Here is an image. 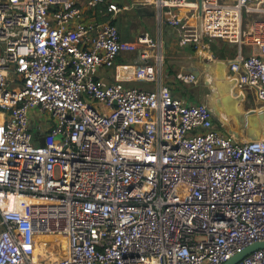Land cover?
<instances>
[{
  "label": "built area",
  "instance_id": "obj_1",
  "mask_svg": "<svg viewBox=\"0 0 264 264\" xmlns=\"http://www.w3.org/2000/svg\"><path fill=\"white\" fill-rule=\"evenodd\" d=\"M154 3L160 24L182 28L189 9L202 37L258 46L239 53L231 79L255 90L264 115V0ZM139 45L158 47L86 22L74 0H0V264H224L264 242V123L238 142L207 104L98 77L118 66L160 81L161 55L117 65ZM42 235L65 239L59 256L41 257ZM237 264H264V249Z\"/></svg>",
  "mask_w": 264,
  "mask_h": 264
},
{
  "label": "crops",
  "instance_id": "obj_2",
  "mask_svg": "<svg viewBox=\"0 0 264 264\" xmlns=\"http://www.w3.org/2000/svg\"><path fill=\"white\" fill-rule=\"evenodd\" d=\"M74 1L83 8L86 22L115 24L122 38L130 42L137 43L146 33L156 42L157 48L139 45L136 52L122 53L117 65L143 66L146 63H155L158 55L163 58V76L160 81L135 80L132 69L122 70L118 66L100 69L98 77L103 81L113 83L119 74L128 88L154 90L163 84L171 89L175 97L188 105L208 104L212 97L216 105L220 104L218 109L224 123L237 130L243 127L238 120V114L245 116V125L249 129L259 121L257 111L261 103L255 90H242L237 82L231 79V64L239 53H243L244 56L257 55L259 54L258 46L239 45L224 39L209 40L202 37L196 14L189 9L178 10L184 21L182 28H173L167 23L160 24L155 0H105V4L95 8L88 7L89 0ZM109 5L117 6L119 11L108 12ZM247 21L248 25L252 22L249 19ZM184 38L187 40L185 45L181 43ZM145 52L147 59L142 57ZM190 73L197 77L196 83L186 84L177 79L178 74ZM252 110L256 111L254 115L249 113ZM223 131L228 133V129ZM234 139L238 142L252 140L247 137ZM65 245L66 242H63L62 246Z\"/></svg>",
  "mask_w": 264,
  "mask_h": 264
},
{
  "label": "water",
  "instance_id": "obj_3",
  "mask_svg": "<svg viewBox=\"0 0 264 264\" xmlns=\"http://www.w3.org/2000/svg\"><path fill=\"white\" fill-rule=\"evenodd\" d=\"M201 1V0H199ZM201 13V11H200ZM235 81V80H234ZM214 112V120L223 127V129H228V133L232 135L234 138H242V137H247L251 138L252 140L258 139L260 133L262 132L263 128V123H264V115L263 113H259V121L252 127V128H247L245 125V116L243 114H238V120L243 124V127H241L239 130L234 129L230 127V125L225 124L223 119L221 118L220 110L218 107H220V104L216 105L215 99L211 97L209 99L208 104H207ZM250 114L254 115L256 113L255 110H252L249 112ZM261 125V126H260ZM246 141V140H245ZM259 249H264V242H258L254 243L253 245L247 247L244 249L241 253H238L235 255L233 258H231L229 261H227L224 264H237L238 262L242 261L246 256L251 254L252 252L259 250Z\"/></svg>",
  "mask_w": 264,
  "mask_h": 264
},
{
  "label": "bare ground",
  "instance_id": "obj_4",
  "mask_svg": "<svg viewBox=\"0 0 264 264\" xmlns=\"http://www.w3.org/2000/svg\"><path fill=\"white\" fill-rule=\"evenodd\" d=\"M38 244H39V250L40 253L45 254L48 251V243H55L56 246L58 247L59 244H63V242H66L64 238L62 237H56L52 235H42L37 238ZM64 248L66 247L63 246Z\"/></svg>",
  "mask_w": 264,
  "mask_h": 264
},
{
  "label": "rangeland",
  "instance_id": "obj_5",
  "mask_svg": "<svg viewBox=\"0 0 264 264\" xmlns=\"http://www.w3.org/2000/svg\"><path fill=\"white\" fill-rule=\"evenodd\" d=\"M57 249H58V247L56 246V242L55 243H48V251L45 254H43V253L41 254L40 252H39V254L44 259H47V258L54 259L55 257L59 256Z\"/></svg>",
  "mask_w": 264,
  "mask_h": 264
}]
</instances>
